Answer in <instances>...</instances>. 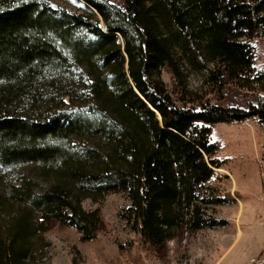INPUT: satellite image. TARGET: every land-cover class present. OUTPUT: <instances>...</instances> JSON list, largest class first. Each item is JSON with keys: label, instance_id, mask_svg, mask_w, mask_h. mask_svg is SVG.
<instances>
[{"label": "trees", "instance_id": "1", "mask_svg": "<svg viewBox=\"0 0 264 264\" xmlns=\"http://www.w3.org/2000/svg\"><path fill=\"white\" fill-rule=\"evenodd\" d=\"M62 1L78 11L0 0V174L57 160L69 181L28 201L19 188L0 195L13 202L0 208V264H35V233L46 249L49 222L96 240L99 212L82 205L108 194L128 202L118 218L152 249L183 231L227 227L215 208L241 198L213 186L224 163L210 134L248 120L264 126V72L254 66L264 0ZM192 76H201L195 87ZM60 80L76 84L83 106L58 91ZM37 96L45 107L29 105Z\"/></svg>", "mask_w": 264, "mask_h": 264}, {"label": "rangeland", "instance_id": "2", "mask_svg": "<svg viewBox=\"0 0 264 264\" xmlns=\"http://www.w3.org/2000/svg\"><path fill=\"white\" fill-rule=\"evenodd\" d=\"M44 1L54 7L78 11V6L73 3ZM254 51V66L264 72V39L254 41ZM200 77L192 76L190 85L195 87ZM161 79L172 94L175 83L168 70L162 71ZM58 83L59 92L77 98L72 106H83L84 100L72 80H60ZM6 88L8 86L3 89ZM11 95L12 99L21 102V92L16 87L12 88ZM29 105L38 109L45 107L46 102L37 96ZM12 106L18 110L26 108L14 103ZM210 140L218 145L217 158L224 163L223 170L218 171L224 179H217L218 183L213 182V186L219 189L221 195L237 194L241 198L235 205L215 208L216 217L225 220L227 227L183 231L161 248L152 249L129 232L118 218V214L128 207V202L120 195L108 194L101 204L85 201L82 205L85 210L99 212L100 228L96 240L83 243L76 231L64 228L57 222H49L46 225L48 231L43 234L44 241L48 243L46 249L39 242L41 232L35 233L37 239L33 250L37 251L40 244L43 248L41 252L38 250L35 264H264V180L261 175L264 126L255 120L216 125L211 128ZM90 145L95 147L96 142L91 140ZM59 171L60 163L57 160L51 164L30 163L10 169L0 174V195L3 197L12 192V188H19V195L28 201L57 185H69L68 180L59 177ZM2 197L0 208L6 207L10 211L9 205L13 202ZM0 212L1 218L7 214L2 210ZM4 219L7 221V216ZM6 226L0 224V242L4 239Z\"/></svg>", "mask_w": 264, "mask_h": 264}, {"label": "built area", "instance_id": "3", "mask_svg": "<svg viewBox=\"0 0 264 264\" xmlns=\"http://www.w3.org/2000/svg\"><path fill=\"white\" fill-rule=\"evenodd\" d=\"M263 149H264V147H263ZM261 175H262V178L264 180V163L261 166Z\"/></svg>", "mask_w": 264, "mask_h": 264}]
</instances>
